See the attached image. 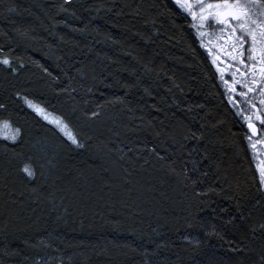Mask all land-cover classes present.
Masks as SVG:
<instances>
[{
	"label": "trees",
	"instance_id": "16d2710c",
	"mask_svg": "<svg viewBox=\"0 0 264 264\" xmlns=\"http://www.w3.org/2000/svg\"><path fill=\"white\" fill-rule=\"evenodd\" d=\"M192 25L174 0H0V50L25 65H0V117L23 133L0 139V264H264L246 128ZM200 125L220 179L196 198L168 165L187 158L172 137L190 146ZM29 156L33 183L19 172Z\"/></svg>",
	"mask_w": 264,
	"mask_h": 264
},
{
	"label": "snow or ice",
	"instance_id": "6c2138e0",
	"mask_svg": "<svg viewBox=\"0 0 264 264\" xmlns=\"http://www.w3.org/2000/svg\"><path fill=\"white\" fill-rule=\"evenodd\" d=\"M71 0H65V3H70ZM175 4L183 12L187 13L193 21V27L200 29L205 26L219 27L220 34L217 37L219 40L224 38V45L217 47L218 55L214 57L212 63H227L229 71L232 72V81L229 84L224 81L226 88L229 90V102L238 107V114L247 122V129L250 134L247 136L249 146L255 150L258 146L264 145V130L258 129L257 123L264 126V0H175ZM201 38L205 35H213V33L199 32ZM212 49L209 48V52ZM0 65L5 66L7 71L12 75H18L25 67L23 63H17L15 60L3 54L0 50ZM222 75L223 68L217 69ZM47 72V69H45ZM239 74L240 79H236ZM50 75V73H49ZM238 86L241 91H238ZM259 93L258 108L255 100V95L250 97V94ZM20 96V93H16ZM237 97H242L243 101L248 104L247 113L245 109L240 107V101ZM28 108L33 112L41 115L45 120H48V115L45 109L40 105L35 104L27 96L20 97ZM9 106L7 103H0V113H8ZM99 113L93 112L92 118H97ZM54 123L59 131L67 137V140L77 148H83L77 134L73 133L69 125L61 118L49 121ZM22 129L14 125L11 113L5 117H0V139L9 141L13 145L17 144L22 138ZM159 135V133H157ZM180 151L183 154L186 151V159L181 163L180 169L176 168V161L173 160L168 165L169 172L176 177L177 182L184 184L185 187H191L193 195L196 198L207 196L214 192L215 188L209 186L206 191H197V187L202 185L205 180L209 179L210 173L216 176L219 180L220 165L213 157V148L210 147L211 140L204 125L193 131L189 129L188 134L182 136V140L190 141V146H186L180 141ZM149 152L155 154L160 161L166 159L161 156L156 148L148 149ZM147 163V161H145ZM189 165H191L189 167ZM42 168V166H41ZM215 169V171H213ZM20 174L28 183H33L37 178V160L29 156L26 157L21 167ZM256 172L258 173V191L264 196V159H261L256 164ZM41 175L43 172L41 171ZM32 195L39 196L41 187H33L30 189ZM23 195V193H21ZM226 223H232L228 220ZM264 228V224L260 225Z\"/></svg>",
	"mask_w": 264,
	"mask_h": 264
},
{
	"label": "flooded vegetation",
	"instance_id": "af4514ba",
	"mask_svg": "<svg viewBox=\"0 0 264 264\" xmlns=\"http://www.w3.org/2000/svg\"><path fill=\"white\" fill-rule=\"evenodd\" d=\"M209 2H216V0H209ZM185 14L187 15V13H185ZM187 20L189 22H193L192 19H191V17L188 16V15H187ZM197 32H198V35H199V32L213 33V35H211V36L205 35L203 38H201L200 35H199V38H200V40H201L204 48L207 50V52H208L211 60L213 61L214 57L219 54L218 51L216 50L217 47L220 46V45H224V38L223 37H221L219 40L217 39V37L220 34L219 27H216L213 24L212 26H205V27H202L200 29H197ZM209 48L212 49L211 52H209ZM227 63H230V61L229 62H225V63L215 64V65L213 64V66H214L215 71L217 73L218 79L220 80V82L222 84V88H223L225 97L227 98V100L229 102V94H228L229 93V90L226 88L224 81H227L229 84L231 83V81H232V72L229 71V69L227 67ZM218 68H223L224 69L223 80L221 79V75L222 74L217 70ZM236 79H240L239 74L236 75ZM237 90L238 91H241V90H244V89H241L238 86V89ZM252 95H255L256 98H255V100L253 102L256 103L257 107L259 108L260 107V104H259V99H260L259 93L257 92L255 94H250V97ZM237 99L240 101V105L239 106L245 109L246 114H251V113H247V109H248L249 106H248L247 103H245L243 101V98L242 97H237ZM229 104L234 109V111L236 112V114L239 117V119L244 123L245 128H246V135L248 136L250 134V132L247 129V122L242 118V116H240L238 114V107L237 106H234L230 102H229ZM256 123H257L258 129L264 130V126H261L259 124V122H256ZM247 143H248V139H247ZM248 147L250 149V152H251L252 157H253L254 164L256 166V164H257V162L259 160L264 159V145H260V146L257 147V149L255 150V155L253 154V150L249 146V143H248Z\"/></svg>",
	"mask_w": 264,
	"mask_h": 264
},
{
	"label": "rangeland",
	"instance_id": "374dc122",
	"mask_svg": "<svg viewBox=\"0 0 264 264\" xmlns=\"http://www.w3.org/2000/svg\"><path fill=\"white\" fill-rule=\"evenodd\" d=\"M45 113L48 115V120L51 121V120H54V119H57L54 115L50 114L49 112H47L45 110Z\"/></svg>",
	"mask_w": 264,
	"mask_h": 264
}]
</instances>
